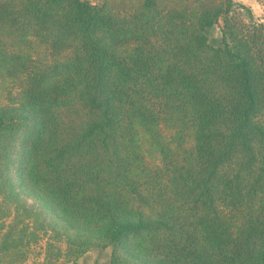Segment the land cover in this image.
<instances>
[{
  "label": "trees",
  "instance_id": "1",
  "mask_svg": "<svg viewBox=\"0 0 264 264\" xmlns=\"http://www.w3.org/2000/svg\"><path fill=\"white\" fill-rule=\"evenodd\" d=\"M3 37L0 264L41 240V264H264V18L234 0H0ZM160 125L193 143L152 169L137 128Z\"/></svg>",
  "mask_w": 264,
  "mask_h": 264
},
{
  "label": "rangeland",
  "instance_id": "2",
  "mask_svg": "<svg viewBox=\"0 0 264 264\" xmlns=\"http://www.w3.org/2000/svg\"><path fill=\"white\" fill-rule=\"evenodd\" d=\"M237 3H241L246 7L250 8L254 17L257 20L264 18V0H234ZM244 21H247L246 14H242ZM222 25V21L220 22L219 26L214 27V35L216 37H220L221 31L220 27ZM1 41H6L5 38H0ZM28 52L30 55H35L34 57L44 59L45 61H52L53 58L62 59L64 55L59 56H51L48 55L45 48L37 43H34L32 49H29ZM12 93L15 95V87L9 80L2 81L0 78V103L7 104L8 99L12 97L8 93ZM16 98V95L13 99ZM148 129L147 127L139 126L137 128V135H138V142L141 148V152L143 154L144 162L146 166L152 169H161L163 167V148H169L173 151H176V144H182L183 148H190L193 139L191 132L182 133L178 137L175 136L176 131L168 130L162 125L158 127L160 129L159 133L160 136L156 137L153 133V128ZM168 146V147H167ZM39 246H33L31 248V252L25 264H41L44 259L43 254V246L45 244L44 240L39 242ZM106 255L97 258H94L93 255L89 256L83 264H95V260H100V263H104L106 261Z\"/></svg>",
  "mask_w": 264,
  "mask_h": 264
}]
</instances>
